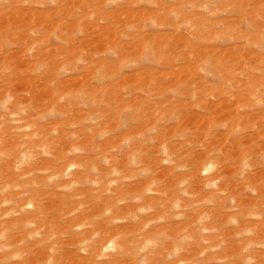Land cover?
<instances>
[{
    "label": "rangeland",
    "instance_id": "obj_1",
    "mask_svg": "<svg viewBox=\"0 0 264 264\" xmlns=\"http://www.w3.org/2000/svg\"><path fill=\"white\" fill-rule=\"evenodd\" d=\"M0 264H264V0H0Z\"/></svg>",
    "mask_w": 264,
    "mask_h": 264
},
{
    "label": "bare ground",
    "instance_id": "obj_2",
    "mask_svg": "<svg viewBox=\"0 0 264 264\" xmlns=\"http://www.w3.org/2000/svg\"><path fill=\"white\" fill-rule=\"evenodd\" d=\"M86 24V23H85ZM88 25V24H87Z\"/></svg>",
    "mask_w": 264,
    "mask_h": 264
}]
</instances>
